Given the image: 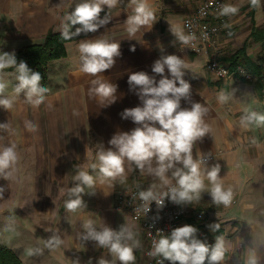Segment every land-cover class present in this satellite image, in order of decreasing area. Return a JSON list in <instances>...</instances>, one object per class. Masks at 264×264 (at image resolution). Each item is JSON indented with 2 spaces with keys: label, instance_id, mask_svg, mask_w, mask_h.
I'll return each mask as SVG.
<instances>
[{
  "label": "crops",
  "instance_id": "1",
  "mask_svg": "<svg viewBox=\"0 0 264 264\" xmlns=\"http://www.w3.org/2000/svg\"><path fill=\"white\" fill-rule=\"evenodd\" d=\"M80 0H0V53L14 52L41 45L49 32L60 33L63 17L71 12ZM130 0H118L116 7H105L104 15L110 23L96 33L80 39L106 38L121 45V56L114 66L101 75L104 80L118 85L116 101L109 106L105 101L89 94L94 77L79 71V41L66 44V56L47 65L44 87L50 89L46 100L38 108L26 102L21 93L17 96L13 86L17 81L12 71L4 70L0 76L8 87L5 95L13 99L9 110L0 108V148L15 145L17 162L9 169V178L0 176V246L12 251L23 263L16 248L6 240L17 233L29 238V264H98L101 258L115 261L106 248L93 240H83V223L91 219L97 230L103 226L119 230L128 226L140 241L134 249V264H149L144 256L145 240L126 214L114 211L117 192L127 190L138 182L156 189L166 187L158 178L141 173L134 164H125V174L115 180L100 181L97 152L101 145L110 147L109 140L117 132L130 131L135 125L123 119L126 108L141 104L127 83L131 72H152L154 61L163 55H177L186 63L184 79L191 85L190 101H181V107L199 102L208 109L203 117L209 132L193 146L197 155L213 158L208 167L219 165V179L225 188H231L233 199L229 206L215 205L206 188L199 200L185 206L205 216L206 241L212 245L217 237L224 242L225 256L221 264H248L255 256L264 264V125L243 126L241 117L247 112L264 114V90L240 82L227 84L213 81L204 72V56H196L180 48L170 28H181V22L198 5L199 0H148L154 10L152 27L144 26L134 35L126 31L125 20L131 15ZM225 5L238 8L227 15L233 24V35L222 44L221 60L227 62L238 53L236 63L257 72L264 57V0L252 6L250 0H224ZM258 30L262 37L253 38ZM263 39V40H262ZM135 46V51L130 48ZM250 62L253 67L244 61ZM165 75H169L166 69ZM223 92L227 99L218 101ZM37 125L29 131L25 122ZM79 170L88 171L95 179L93 188L85 187L83 200L87 207L76 212L65 209L67 191L75 186L73 177ZM172 183H175L172 181ZM95 192L94 195L87 193ZM219 224L211 231L208 225ZM186 225H191V222ZM55 233L63 240L59 247H46ZM131 243V242H129ZM115 264H120L118 260ZM164 264H170L165 261Z\"/></svg>",
  "mask_w": 264,
  "mask_h": 264
},
{
  "label": "clouds",
  "instance_id": "2",
  "mask_svg": "<svg viewBox=\"0 0 264 264\" xmlns=\"http://www.w3.org/2000/svg\"><path fill=\"white\" fill-rule=\"evenodd\" d=\"M118 0H80L74 9L63 17L61 23V37L68 41L81 34L96 33L100 28L110 23L109 15L103 17L101 13L105 7H116ZM252 6H257L259 0H250ZM128 7L131 15L125 20L126 31L134 36L141 27H152L155 21L154 10L148 0H130ZM238 8L232 5H222L220 15H234ZM79 25V27H76ZM226 27L228 25H225ZM73 28L75 30L73 31ZM171 33L183 45H189L196 37L194 34L185 35L181 28L173 26ZM135 51V46L130 48ZM79 71L94 77L89 94L111 105L116 101L117 84L104 80L101 75L110 70L117 57L121 56V45L110 42L106 38L80 40L78 44ZM14 68L13 75L17 83L13 86L14 93L19 96L23 93L26 102L38 108L46 100L50 89L41 85L43 79L39 71L32 70L25 61L17 62L14 52L0 53V76L4 70ZM185 61L177 55H163L152 66V72L161 78L157 81L154 75L145 71L131 72L127 83L130 91H134L141 104L126 108L121 113L123 119H130L136 127L130 131L117 132L109 140L110 147L100 146L97 152L98 165L92 169L99 172L100 181L115 180L125 174V164H134L140 172L154 176L167 186L166 192L155 191V185L147 190L139 191L138 196L143 201L146 212L155 202L158 209L169 199L177 205H185L200 199V194L207 190L215 205L229 206L233 199L231 188H225L219 179L220 167H208L210 156L197 155L193 157L194 143L209 132L203 117L208 109L199 102H191L190 107H181V101H190L191 85L184 79ZM169 75H165V72ZM7 83L0 79V108L9 110L13 107V99L5 95ZM226 95L221 92L218 101L224 103ZM241 124L264 125V114L250 111L241 117ZM29 131H36L37 125L26 121ZM8 123H0V129L7 130ZM15 145L0 148V176L9 178L8 171L17 162ZM75 186L67 191L65 209L76 212L87 207L83 200L85 187L93 188L95 179L88 171L79 170L73 177ZM174 181L175 183H172ZM3 190L0 189V192ZM94 195L95 192L87 193ZM83 240H93L101 248H106L120 264H134L136 259L134 249L139 248L140 241L135 239V233L125 225L119 230L103 226L100 230L91 219L82 225ZM211 231L219 229V224L208 225ZM198 229L192 225H184L171 230L170 234H161L157 231L158 239L152 242V250L148 253L152 257H162L159 264L169 261L170 264H221L225 256L224 242L217 237L210 245L197 238ZM131 242V243H129ZM63 240L53 233L48 239L46 247H59ZM32 255L33 250L28 249ZM115 261L112 264H115ZM98 264H109L101 258ZM248 264H258L255 256L249 259Z\"/></svg>",
  "mask_w": 264,
  "mask_h": 264
},
{
  "label": "built area",
  "instance_id": "3",
  "mask_svg": "<svg viewBox=\"0 0 264 264\" xmlns=\"http://www.w3.org/2000/svg\"><path fill=\"white\" fill-rule=\"evenodd\" d=\"M222 5H225L224 0H199L196 8L181 22L183 33L194 34L196 38L189 45H183L179 41L178 44L183 50L205 57L203 69L213 81L222 84L236 81L258 85L264 90V57L257 72L251 71L242 63L230 66L221 60L222 44L229 41L233 35V24L227 15H220ZM212 161L213 158L210 157L207 165ZM149 187L152 186L138 182L127 190L117 192L114 198V211L126 214L140 230L146 243L144 256L149 264H159L162 259L148 255L152 250L153 240L159 238L158 230L161 234L167 235L172 229L191 222V225L198 229L197 238L207 243L203 213L185 205L174 204L167 198L162 209H158L153 202L150 211L146 212L138 193ZM155 191L166 192L167 186L160 190L155 188Z\"/></svg>",
  "mask_w": 264,
  "mask_h": 264
},
{
  "label": "trees",
  "instance_id": "4",
  "mask_svg": "<svg viewBox=\"0 0 264 264\" xmlns=\"http://www.w3.org/2000/svg\"><path fill=\"white\" fill-rule=\"evenodd\" d=\"M101 16H104V12L101 13ZM76 27H79L77 25ZM75 28H73V31ZM91 33L85 35L81 34L80 36L74 37L71 40H64L60 33H53L49 32L45 38L44 41L41 45H34V46H29L27 48H23L20 51H18L15 55L17 58V62H20L21 60L25 61L27 65L34 71H39L43 77L41 81V85L44 86L45 81H46V68L47 65L53 61L60 60L66 56V51H65V46L66 44L76 42L80 39H83L87 36H89ZM261 35V32L258 30H255L253 32V38L256 40V37ZM258 38V37H257ZM263 40V39H262ZM244 49L241 50L238 53L244 52ZM234 55L231 59L227 60V63L230 66H233L236 64L235 60L238 57V54ZM244 61L247 63L248 66L251 68L253 65L248 62L247 60L244 59ZM14 68H8L6 69L7 71H12ZM258 86V85H256ZM260 87V86H258ZM0 264H23L17 256L10 251L9 249L0 246Z\"/></svg>",
  "mask_w": 264,
  "mask_h": 264
},
{
  "label": "rangeland",
  "instance_id": "5",
  "mask_svg": "<svg viewBox=\"0 0 264 264\" xmlns=\"http://www.w3.org/2000/svg\"><path fill=\"white\" fill-rule=\"evenodd\" d=\"M7 243L9 245H12L16 248L17 252L20 254L21 257H24V261L29 264V238L25 239L22 236V233L17 231V233L14 235V237H11Z\"/></svg>",
  "mask_w": 264,
  "mask_h": 264
}]
</instances>
